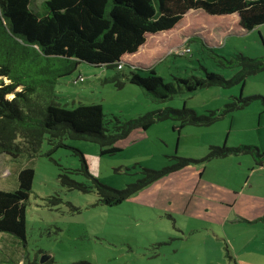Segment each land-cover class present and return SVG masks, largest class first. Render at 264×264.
Segmentation results:
<instances>
[{"label": "rangeland", "instance_id": "rangeland-1", "mask_svg": "<svg viewBox=\"0 0 264 264\" xmlns=\"http://www.w3.org/2000/svg\"><path fill=\"white\" fill-rule=\"evenodd\" d=\"M238 17L193 10L175 29L150 35V44L162 41L164 48L155 56L145 51L149 55L145 62L167 82L204 76L205 68L230 79L239 68L220 66L201 40L229 59L239 52L251 58L263 57L264 24L245 30ZM183 46H190L191 53L170 54ZM118 72L146 76L149 70L82 63L57 85V101L69 109L80 103L100 104L108 118L123 121L184 105L199 114L222 111L241 94L252 101L210 127L187 126L181 135L174 129L177 121L158 122L115 154L102 155L93 142L67 139V146L54 151L45 141L39 155L32 158L26 154L17 158L1 155V190L17 188L18 173L23 168H33L35 178L27 202L26 241L0 234V264H264V170L253 166L249 154L202 161L211 145H253L264 151V71L249 77L245 86L182 90L161 103L128 82L119 87L113 81ZM74 148L84 153L90 174L115 189L137 182L143 168L162 170L172 166L177 162L175 156L196 160L190 169H205H199L204 170L201 183L181 174L180 180L165 186L168 182L164 177L122 204L109 207L99 202L95 189L85 193L62 185L64 169L82 166ZM69 176L93 184L92 178L78 171ZM201 187L213 192L206 212L199 215L190 209L192 204L183 213L182 202L188 197L180 195V189L199 197L194 193L202 194Z\"/></svg>", "mask_w": 264, "mask_h": 264}, {"label": "trees", "instance_id": "trees-1", "mask_svg": "<svg viewBox=\"0 0 264 264\" xmlns=\"http://www.w3.org/2000/svg\"><path fill=\"white\" fill-rule=\"evenodd\" d=\"M199 9L212 16L236 14L245 30L264 24V0H0V156L36 157L45 141L54 151L67 146V139L93 142L99 145L102 155L115 154L158 122L177 121L174 129L181 135L187 126L210 127L228 113L248 106L252 98L241 94L222 111L199 114L184 105L123 121L108 118L100 104L80 103L69 109L57 101V85L82 63L118 70L124 65L149 70L146 76L118 72L113 81L119 87L128 82L144 89L156 103L167 102L182 90L245 86L249 77L264 71V56L251 58L239 52L229 59L203 40L202 45L214 54L220 66L239 68L232 78L205 68L204 76L178 77L167 82L154 68L141 69L125 60L126 55L139 51L150 34L174 29L189 12ZM74 150L80 155L82 166L77 170L64 169L60 175L62 185L85 193L95 189L99 202L109 207L122 204L167 175L197 162L175 156L177 162L172 166L162 170L143 168L137 182L115 189L92 176L84 153ZM233 154H249L253 166L264 167V151L253 145H211L202 161ZM73 171L92 178L93 184L76 181L69 176ZM34 178L35 170L26 167L18 173L17 188L0 189V234L26 241L27 202Z\"/></svg>", "mask_w": 264, "mask_h": 264}, {"label": "crops", "instance_id": "crops-1", "mask_svg": "<svg viewBox=\"0 0 264 264\" xmlns=\"http://www.w3.org/2000/svg\"><path fill=\"white\" fill-rule=\"evenodd\" d=\"M229 16H232V15H229ZM169 31H171V30H169ZM169 31H165V32H169ZM161 33H164V32H161ZM150 35H155V34H150ZM150 35L148 36L146 43L139 49L138 52L125 56V60L127 62H129L130 64H132L134 66L152 67L151 65H147L148 61L145 62L146 60H148L149 55L144 53V52L149 51L151 54L153 52L152 56H155V54H157V50L160 51L161 50L160 48H164V45L162 44L163 43L162 41L161 42L158 41L161 44H157V43L156 44H150L149 43ZM199 169H205V167L194 168V169L187 168V169H183L181 171H178L176 173H172L168 177H165V180H167V182H168V183L166 182L167 184L165 186H168L170 182H174L175 180H180L181 174L184 175L183 178H187L189 180H198V183H199L201 180L200 178L202 177V175L204 173V170L202 172H200ZM257 169H263L264 170V167H260V168L258 167ZM161 187H164V186H161ZM201 189L203 191L202 194L194 193V195H198L199 197H192L191 195L188 194L189 190L180 189V191H183L182 193H180V195H184V196L188 197L186 200H183V202H182V205H184V208L182 209L183 213H186L192 204L193 205L190 209L196 210V212H198L199 215L206 212L205 209L207 208L208 203L210 201H212V199L210 197H211L213 192H211V190L208 187H201ZM242 194H244V190L242 191ZM176 198L177 197H174L175 200H176Z\"/></svg>", "mask_w": 264, "mask_h": 264}, {"label": "built area", "instance_id": "built-area-1", "mask_svg": "<svg viewBox=\"0 0 264 264\" xmlns=\"http://www.w3.org/2000/svg\"><path fill=\"white\" fill-rule=\"evenodd\" d=\"M191 53V48L190 46H183L180 48H177L173 51H171L170 54L178 55V56H186ZM120 69H122V64L119 66ZM80 81H84L83 77L80 78Z\"/></svg>", "mask_w": 264, "mask_h": 264}, {"label": "water", "instance_id": "water-1", "mask_svg": "<svg viewBox=\"0 0 264 264\" xmlns=\"http://www.w3.org/2000/svg\"><path fill=\"white\" fill-rule=\"evenodd\" d=\"M42 262L45 263L46 262V259H42Z\"/></svg>", "mask_w": 264, "mask_h": 264}]
</instances>
